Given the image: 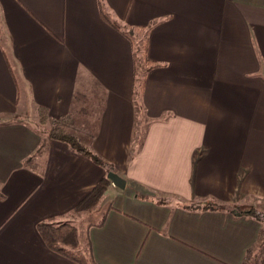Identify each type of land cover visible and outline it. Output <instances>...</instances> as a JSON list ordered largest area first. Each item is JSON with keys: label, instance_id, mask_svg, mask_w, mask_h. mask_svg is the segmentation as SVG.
Wrapping results in <instances>:
<instances>
[{"label": "crops", "instance_id": "0c3cea01", "mask_svg": "<svg viewBox=\"0 0 264 264\" xmlns=\"http://www.w3.org/2000/svg\"><path fill=\"white\" fill-rule=\"evenodd\" d=\"M68 115L126 180L81 217L108 171L49 136ZM0 116V264H76L42 221L90 264H264V0H0Z\"/></svg>", "mask_w": 264, "mask_h": 264}, {"label": "trees", "instance_id": "16d2710c", "mask_svg": "<svg viewBox=\"0 0 264 264\" xmlns=\"http://www.w3.org/2000/svg\"><path fill=\"white\" fill-rule=\"evenodd\" d=\"M107 21L109 19L104 17ZM113 25H116L111 21ZM145 59V63L149 64L148 60L145 58V55L142 56ZM137 58L135 60L136 67V76L138 66L136 64ZM138 77V76H137ZM137 80V79H136ZM41 109L40 122L44 123L47 120L45 116V109ZM73 127V120L68 116H63L60 118H53L51 120V128L49 130V136L55 140L63 141L68 143L74 150L79 153H82L92 159L98 165L106 167L107 171H110L112 168L105 161L100 159L97 155H95L88 147L81 144L78 139L73 135L69 129ZM110 185V180L103 176L86 194L85 196L71 209L70 214L72 216H79L83 213L89 212L95 209L106 192L108 186ZM167 200L160 199L161 203H165ZM184 207H188L184 205ZM235 207V206H234ZM202 209H215L220 208L219 205L214 203L213 201H208L203 204ZM245 208V207H244ZM245 212L247 215L253 217L256 220H259L264 224V211L258 210L254 206L247 207ZM105 216H103L100 225L103 223ZM98 224V225H99ZM37 230L45 242L46 246L71 260H73L76 264H90L92 262L91 258V249L90 244L87 243L88 252L87 255L79 250L80 240L77 227L68 221L64 222H52V221H42L38 223ZM264 242V236L262 239V243ZM252 251H256L249 249L245 256V260L243 264H256L257 255L254 254L252 256ZM95 264V263H94Z\"/></svg>", "mask_w": 264, "mask_h": 264}, {"label": "rangeland", "instance_id": "374dc122", "mask_svg": "<svg viewBox=\"0 0 264 264\" xmlns=\"http://www.w3.org/2000/svg\"><path fill=\"white\" fill-rule=\"evenodd\" d=\"M139 59V62H140V64L142 63V59L141 58H138ZM141 59V60H140ZM144 62V61H143ZM140 73V72H139ZM7 119V117H1L0 116V122L1 121H4V120H6ZM31 123L32 122H34V119H30L29 120ZM28 121V122H29ZM35 125H38V126H41L39 123H34ZM243 203H246V205L247 206H249V205H253V204H257V206H259V207H257V209L258 210H260V211H264V206H263V204H261L260 202L259 203H257L254 199H249L248 201H246V200H244V201H242ZM103 207V204H101V206H100V208H102ZM90 212V211H89ZM87 213V212H86ZM83 214H85V213H83ZM83 214H81V215H83ZM81 215H79V217H81ZM73 217H78V216H73ZM69 222V221H68ZM87 221H86V219H83V220H81L80 222H79V224H78V228H79V230H80V232L82 233L83 232V225H85V223H86ZM71 223V222H70ZM74 225V224H73ZM79 250L81 251V252H83V253H85L86 255H87V249L85 248V247H81V244H80V246H79Z\"/></svg>", "mask_w": 264, "mask_h": 264}, {"label": "water", "instance_id": "95a60500", "mask_svg": "<svg viewBox=\"0 0 264 264\" xmlns=\"http://www.w3.org/2000/svg\"><path fill=\"white\" fill-rule=\"evenodd\" d=\"M106 177L118 188L124 189L126 180L121 177L117 172L110 170L107 172Z\"/></svg>", "mask_w": 264, "mask_h": 264}]
</instances>
